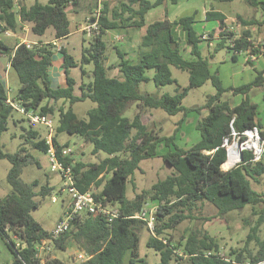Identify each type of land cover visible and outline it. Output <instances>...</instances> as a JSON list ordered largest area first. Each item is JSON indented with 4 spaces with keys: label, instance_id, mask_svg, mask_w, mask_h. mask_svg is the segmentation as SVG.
I'll return each mask as SVG.
<instances>
[{
    "label": "trees",
    "instance_id": "16d2710c",
    "mask_svg": "<svg viewBox=\"0 0 264 264\" xmlns=\"http://www.w3.org/2000/svg\"><path fill=\"white\" fill-rule=\"evenodd\" d=\"M27 1L31 3L27 4ZM79 1L0 0V34L5 30H15L20 23H29L30 31L35 35L41 36L51 29L54 38H65L70 33L67 7L71 6L76 11ZM243 1L261 10L264 16V0ZM165 2L176 4L178 0H121L113 5L103 1L98 30L91 32L87 45H82L79 58L75 60L65 48H59L65 86H51L54 44L49 42L27 47L25 43H19L10 48L0 38V53H11L9 67L15 71L19 81L17 93L11 99L26 110L49 116L57 113L52 141L58 152L68 145L67 142H59L58 134L67 133L91 144V154H105L97 162H82L72 157V152L61 160L72 166L74 183L80 191L91 190L97 200L115 206L118 214L110 221L101 215L78 214L71 220L70 227L52 240L53 246L65 249L74 243L90 256L79 264H125L127 255L129 264H147L138 253L140 233L147 229L135 214L150 200L158 202V210L154 234L148 235L146 245L159 253L158 264H256L264 260V240L260 241L256 236L264 210L256 226L247 234L245 246L230 249L226 255L222 254L221 245L215 237L204 229L189 230L177 240L166 231L184 220L195 219L191 211L197 201H207L222 216L231 210L242 209L246 204L255 206L264 200L250 184V179L257 182L264 174V156L257 162H248L251 155L244 151L242 161L237 166L227 171L221 169L226 159V150L221 143L230 132L232 119L231 125L236 131L257 127L264 138V120L260 118L258 104L251 101L249 96L252 88L263 85L264 70L255 69V77L247 83L224 87L218 71H212L209 62L214 53L222 48L232 52L245 50L250 55L263 52L264 42L256 43L248 28L261 22L253 17L237 15V22L246 28L236 34L233 26L227 25L222 12L207 10L206 18L217 22L216 27L207 31V37L195 29L193 14L170 21L165 12L162 19L146 24L148 10ZM174 24H179L186 32L185 45L192 55L190 59L183 55L181 40L172 32ZM128 27H144L135 50L136 58H129L126 51L113 45L117 62L107 64L106 31ZM215 35H218V39L212 52L203 56L200 44L206 42L207 46H211ZM246 61L252 64L250 60ZM171 66L187 71V86H176L172 93L140 91L141 82L152 81L156 87L177 83L172 76ZM75 67L80 70L79 83L71 75V69ZM111 70L115 71L114 74L110 73ZM148 70L153 73L148 75ZM206 81L212 84L215 92L207 95L201 105L183 106L182 100L189 89L201 86ZM225 92L240 94L241 100L233 105L223 99ZM7 95L0 80V158L10 163L6 180L11 186V191L0 199V236L13 253V259L8 264H63L50 252L44 254L42 262L36 247L43 238H49L51 230L44 229L31 215V210L39 205L35 197H45L53 187L48 181L40 184L36 178L26 182L21 177L25 166L34 164L40 167L33 151L46 154L48 145L45 137L24 116L20 114V119L12 117L17 111L6 101ZM86 99L95 106L86 110L85 118H78L73 105ZM129 103H134L136 107L132 117L123 115ZM146 108H161L169 115L181 112L178 124L190 111L200 113L202 109L207 110L195 124L200 134L199 140L183 148L174 142V134L164 136L153 133L141 121V111ZM10 120L13 124L22 121L28 123V127L20 126V137L23 139L14 152L4 149L1 143V135L8 130ZM160 142L172 148L162 154V159L174 170L155 181L150 188L128 198L126 187L129 179L139 168L141 160L156 155ZM7 232L16 237V245L8 239ZM252 239L259 244L256 251L247 247Z\"/></svg>",
    "mask_w": 264,
    "mask_h": 264
},
{
    "label": "rangeland",
    "instance_id": "374dc122",
    "mask_svg": "<svg viewBox=\"0 0 264 264\" xmlns=\"http://www.w3.org/2000/svg\"><path fill=\"white\" fill-rule=\"evenodd\" d=\"M103 1H108L111 5H113L118 4L121 0H84L78 7L75 8L76 11H74L71 6L67 7L70 19L69 29L71 32V35L68 38L69 41L80 44L83 40L85 45H87L90 33L86 32V30L75 32L77 29L76 23L84 25L88 16L97 10L101 11ZM207 1L210 2V5L212 4L214 7H219L228 15L227 22L234 25L233 28L238 34L242 30V25H239L236 21V14H240L243 18L253 17L257 19V17L259 18L261 16V10L248 6L243 0H231L227 3H220L214 0ZM30 2L31 1H27V4ZM174 7L175 6L169 2H165L158 7L148 10L145 16L146 23L162 18L161 15L163 14L165 8L172 9ZM188 13L190 12H184V14ZM257 27L258 26L255 28V26H253L251 28L254 33L253 40H255L256 43L264 40V27H261L260 31H258ZM143 32L144 28L140 31L138 29H129L128 31L120 29L107 33V35L105 34L104 36H107L106 42L108 45L106 51L107 62L109 63L113 62L112 60H117L113 45L119 46V48L124 50H126L127 44H134L136 47L137 40H139L140 35ZM114 34L115 36L113 37ZM204 36L207 37L206 33H204ZM135 47H131V49H135ZM181 47L182 53L187 56L188 52L186 51V45L182 44ZM200 48L203 56H207L209 55V52H212V46L207 48L206 45L201 43ZM68 51L71 54H75L76 59L79 58L78 49L68 48ZM131 55L133 56L135 53L133 52ZM246 57L247 55L243 53L238 55L236 60H232L227 50L222 48L214 53L212 59H209L210 68L212 71H218L219 78L224 87L238 86L249 82L255 76L256 72L253 67H256L258 70L263 69L264 57H262L259 62H255L253 64L246 63ZM60 60H62L61 53L59 55L56 54L53 57L52 64L55 66ZM171 72L172 76L176 78L177 83L156 87L152 81L147 83L141 82L139 83L140 91H149L157 94H161L166 91L172 93L176 86L185 87L188 85L187 71L171 66ZM110 73L114 74V71L111 70ZM152 73V70H148L147 72L148 75H151ZM0 79L3 83L5 80L8 81V94L10 97H14L19 87V81L15 71L11 67H8L6 71H4V68L1 67ZM263 89L264 88H253L249 93L251 101L256 102L259 105L260 118L262 120H264ZM214 92L215 88L209 81H206L201 86L189 89L187 95L182 100V105L186 107L201 105L204 103L206 96L213 94ZM241 97L242 96L240 94L233 95L230 92H225L223 99H227L234 104L237 103V101L239 102ZM58 104H61V101H58ZM94 106L95 103L86 99L75 103L73 105V110L77 114L78 118H85L86 110ZM135 108L134 103H129L126 110L123 112V115L132 117L134 111L136 110ZM206 113L207 110L205 109H202L200 113L190 111L183 117V121L178 124V121L182 117L181 112L169 115L161 108H146L141 111V121L146 124L153 133L158 135L170 136L174 134V142L183 148H188L199 140L200 134L195 128V124L197 120ZM12 117L14 119H20L21 115L14 112ZM50 117L54 123L55 133L57 113ZM21 125L28 127V123L26 121L13 124L10 120L8 123V130L4 131L1 135V143L4 145V149L14 152L18 148L19 143L23 139L20 137L22 132L20 129ZM34 127L40 131L42 136L46 135L47 129L42 124H35ZM58 140L62 143L67 142L68 146L71 147L72 150L71 156L81 160L82 162H97L105 156L102 152L95 155L91 154V144L84 141L79 136H70L67 133H60L58 134ZM167 149L172 148H168L163 142H160L156 148V155L140 161L139 168L134 171L133 176L127 183L126 195L128 198H133L143 189L150 188L155 181L163 179L174 170L172 166L164 162L162 159V154L166 152ZM33 154L38 158L40 167H37L34 164L25 166L21 177L26 182H31L36 178L39 179L40 184H45V182L48 181L49 185L53 187L51 193L45 197H35V199L39 201V205L37 208L31 210L33 218L37 220L44 229L51 230L58 219L63 216L69 197L67 195V191H62L60 193L59 189L61 186V180L59 175L51 170L48 156L37 150L33 151ZM9 166L10 163L7 159L0 158V199L11 191V186L6 180ZM250 184L251 187L264 198V174L259 177L257 182L250 179ZM52 196H55L57 201H51ZM263 210L264 200L255 206L246 204L242 209L231 210L220 216L217 214V209L212 204L207 201H197L191 211L194 214L195 219L184 220L173 229L166 231V234L171 235L173 239L177 240L185 235L189 230L204 229L208 231L211 236L215 237L221 245L222 254L226 255L230 249H239L245 246L247 234L250 233L251 228L256 226L259 217L263 214ZM185 212L187 211L185 210ZM7 234L8 239L16 245L18 240L14 237V235L10 232H7ZM148 235L149 233L147 230H143L140 233L138 242L139 256L143 257L147 264H158L159 253L146 245ZM256 236L260 241L264 240V218L257 227ZM258 246L259 244L255 239L250 240L247 245V247L252 251H256ZM79 250L81 249L72 245L66 247L65 249L53 248L50 254L62 260L63 264H79L80 260L76 258V255L80 252ZM12 259L13 253L11 249L8 247L5 239L0 236V264H8L12 261ZM124 263L129 264L128 255L126 256Z\"/></svg>",
    "mask_w": 264,
    "mask_h": 264
},
{
    "label": "built area",
    "instance_id": "2783aa9c",
    "mask_svg": "<svg viewBox=\"0 0 264 264\" xmlns=\"http://www.w3.org/2000/svg\"><path fill=\"white\" fill-rule=\"evenodd\" d=\"M100 11L93 12L85 20L82 25V30H86L91 35V32H96L99 27L98 18ZM92 17L94 19H92ZM205 37V36H204ZM27 47H31V44L25 43ZM6 101L14 108L19 114L24 116L31 124H42L47 129V133L44 136L46 144L48 145L46 155L51 166V170L56 172L61 180V186L59 191H67L69 202L64 210L63 216L55 223L54 227L50 231L49 238H43L37 245L38 255L44 262V254L51 252L54 248L52 240L56 239L61 233L66 231L70 227L71 220L78 214L88 213L91 215H101L107 218L109 221L118 214V210L110 203H103L101 200H97L91 190L80 191L74 183L72 166L65 164L61 158L69 156L72 152L71 147L63 146L58 152V148L52 141L54 134V123L49 115L40 114L35 110H26L20 103L11 99L7 95ZM230 122V132L227 134L221 143V147L226 150V159L224 162L228 164L221 169L227 171L237 166L242 161V154L244 151L250 153L248 162H257L264 156V138L259 134L257 127L247 128L241 132L236 131ZM235 145L234 152L231 153L230 148ZM51 201H57L55 196L51 197ZM158 210L157 201H146L141 209L135 214V217L141 219L145 223V227L149 234H154L156 212ZM90 256L81 252L76 255V258L80 261L88 259ZM256 264H264V260L257 262Z\"/></svg>",
    "mask_w": 264,
    "mask_h": 264
},
{
    "label": "crops",
    "instance_id": "0c3cea01",
    "mask_svg": "<svg viewBox=\"0 0 264 264\" xmlns=\"http://www.w3.org/2000/svg\"><path fill=\"white\" fill-rule=\"evenodd\" d=\"M84 1V0H80L79 3H78V6L81 4V2ZM216 2H220V3H227L229 1H219V0H214ZM31 3V2H30ZM167 3V2H166ZM170 3V2H169ZM208 3V4H207ZM210 2H208L207 0H178V2L176 4H172L174 5L175 7L172 8V9H168V8H165L164 11L167 13V18L170 20V21H175L177 20L178 18L182 17V16H187V15H194V18H195V21H194V27L195 29L200 33L202 32V34L206 33L207 34V31H209L210 29L214 28L217 26V22L216 20H208L206 18V12L207 10H211V9H214V10H218L220 12H222L225 17H226V23L228 26H233V24H229L227 21H228V15L222 11L219 7H214L212 6V4L210 5L209 4ZM77 6V7H78ZM208 6V7H207ZM164 11H163V14L161 15V17L163 18L164 17ZM187 11V12H190L188 14H184V12ZM237 15H240V14H236V19H237ZM260 17L258 18L257 17V21L258 22H261L260 25H251V27H248L252 33V37L254 38L253 36V31H252V27L255 26H258L257 29L258 31H260L261 27H264V24L262 23L263 22V13H260ZM146 16V15H145ZM241 16V15H240ZM242 17V16H241ZM160 18V19H162ZM243 18V17H242ZM83 19V17H82ZM237 21V20H236ZM78 24V25H77ZM148 24V23H146ZM239 25H241L240 23H238ZM30 24L29 23H20L17 25L16 29L15 30H5L3 33L0 34V38H2L4 40V42L10 47V48H14L17 44L19 43H29V44H39V45H44L46 43H52L55 45V52L52 56V62H53V57L56 55V54H60L59 52V48L62 46L63 48H65L67 51H68V48L70 49H78L79 51V54H80V50L82 48V45H85V43L82 42L80 44H78L77 42L74 43L72 41H69L68 38L69 36L71 35V32L69 33V35L65 38H54L53 36V31L51 29H47L45 31V33L43 35H35L33 34L31 31H30ZM78 26V27H77ZM80 26V27H79ZM82 24L80 23H76V30L75 32H78V31H83L82 30ZM144 28V27H143ZM243 28H246V27H242ZM129 29H134V28H131V27H128L126 29H124L125 31H128ZM142 29V28H141ZM141 29H138L139 31ZM234 29V28H233ZM264 29V28H263ZM116 30H119V29H116ZM116 30H107L106 31V35L107 33H110V32H113V31H116ZM262 31V30H261ZM172 32L174 34L175 37L179 38L181 40V45L182 44H185V39H186V32L181 28V26L179 24H174L173 27H172ZM241 32V31H240ZM144 33V32H143ZM141 33V35L143 34ZM117 34V33H116ZM238 34V33H236ZM109 35V34H108ZM111 35V34H110ZM140 35V36H141ZM115 36V34L113 35V37ZM107 36H104V39L106 40ZM140 39V38H139ZM218 39V35H215L213 37V43H211V46L213 47L214 46V43L217 41ZM264 40L262 42H258V43H263ZM139 43V40H137V45ZM204 45H206V42H202ZM137 45L135 47L134 44H127V48L126 50L120 48L121 50H124L127 52V56L131 59H135L136 58V53H135V50L137 48ZM131 47H135V49H131ZM206 47H210V46H207ZM201 49V48H200ZM227 50V49H226ZM264 50V49H263ZM130 51V52H129ZM186 51L188 52L187 56L184 55L186 58L190 59L192 58V55L189 54V50L188 48H186ZM69 52V51H68ZM135 53V55H131V53ZM227 52L230 54V58L232 60H236L237 59V56L238 55H241L243 53H245L247 55L246 57V60H250L251 63H255V62H259L261 60L262 57H264V51L259 53V54H256V55H250L248 54L247 51L243 50V51H240V52H232L230 50H227ZM70 53V52H69ZM130 54V55H129ZM10 54H6V53H0V68H4V71H6V69L9 67V60H10ZM76 59L75 57V54H72ZM234 57V58H233ZM113 62H107V64H110V63H115L117 62V60H112ZM247 63V61H246ZM264 64V63H263ZM253 69L255 70L256 67H253ZM258 70V69H257ZM261 70H264V65H263V69ZM114 71V70H113ZM76 72V74H75ZM115 72V71H114ZM71 75L77 80V83L80 82V79H81V75H80V70L78 67H75V68H72L71 69ZM264 76V75H263ZM255 77V76H254ZM253 77V78H254ZM50 78H51V86L52 87H58V86H65L66 83H65V74H64V70H63V67H62V60L58 61V63L54 66V64L51 65L50 67ZM252 78V79H253ZM251 79V80H252ZM1 80V79H0ZM250 80V81H251ZM2 82V81H1ZM3 83V82H2ZM3 86L5 87V89L7 90L8 92V81L5 80V82L3 83ZM228 87V86H227ZM254 88H264V83L262 86L260 87H254ZM253 89V88H252ZM251 89V90H252ZM250 90V91H251ZM264 90V89H263ZM250 93V92H249ZM10 96V95H9ZM241 100V99H240ZM237 103H239L237 101ZM237 103H234L233 105L237 104ZM259 106V105H258ZM60 142V141H59ZM61 144H63L62 142H60ZM68 146V145H67ZM68 202H69V198H68ZM67 202V204H68ZM66 204V206H67ZM15 237V236H14ZM16 238V237H15ZM72 245H75L74 243H70L68 246H72ZM67 246V247H68ZM76 246V245H75ZM81 252H84L82 250H79Z\"/></svg>",
    "mask_w": 264,
    "mask_h": 264
},
{
    "label": "bare ground",
    "instance_id": "6f19581e",
    "mask_svg": "<svg viewBox=\"0 0 264 264\" xmlns=\"http://www.w3.org/2000/svg\"><path fill=\"white\" fill-rule=\"evenodd\" d=\"M234 148H235V145H232L230 148L231 153L234 152ZM227 164H228V162H224L222 166L225 167Z\"/></svg>",
    "mask_w": 264,
    "mask_h": 264
},
{
    "label": "water",
    "instance_id": "95a60500",
    "mask_svg": "<svg viewBox=\"0 0 264 264\" xmlns=\"http://www.w3.org/2000/svg\"><path fill=\"white\" fill-rule=\"evenodd\" d=\"M53 50H55V48H53Z\"/></svg>",
    "mask_w": 264,
    "mask_h": 264
}]
</instances>
